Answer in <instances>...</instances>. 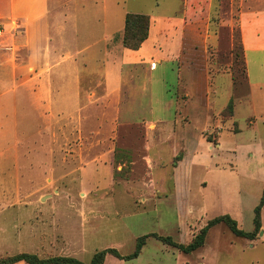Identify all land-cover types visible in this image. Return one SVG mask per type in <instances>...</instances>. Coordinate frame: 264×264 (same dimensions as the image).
I'll list each match as a JSON object with an SVG mask.
<instances>
[{"label": "rangeland", "instance_id": "1", "mask_svg": "<svg viewBox=\"0 0 264 264\" xmlns=\"http://www.w3.org/2000/svg\"><path fill=\"white\" fill-rule=\"evenodd\" d=\"M163 3L162 0H92V9L99 15L102 14L100 9H106L108 25L105 27L93 19L92 28L96 30L91 36L93 40L80 46L87 50L84 47L87 43H94V38L98 41L120 23L123 26V16L128 13L148 16L151 25L155 15H176L182 2L172 0L169 7ZM214 4L216 9L209 18V33L212 37L216 35L213 40L219 41L220 46L232 39L233 49L208 45L209 73L214 75L218 65L224 70L231 68L232 76H235L233 96L236 97L248 88L241 72L244 70L238 32L241 0H214ZM159 23L167 25L165 20ZM122 31L110 35L106 42V52L113 54L115 59L120 56L119 45L123 47ZM249 36L251 41L253 36ZM258 36L261 37V33ZM262 40L264 42V38ZM246 53L250 73L262 74L264 79V67L261 70L255 64L258 55L251 53L250 49ZM96 55L95 62L99 66L105 61L104 48L96 50ZM66 64L60 68H66ZM155 64L153 62L151 67H156ZM179 67L177 56L169 66L158 65L152 72H149V65L127 68L124 69L122 85L127 89L132 85L133 89L142 90L143 82L148 84L147 76L150 75L149 86L152 85L155 101L165 90L175 94ZM94 69L92 66L86 80L89 96L82 95L85 102H81L71 115L63 112L49 114L37 105V109L36 106L31 107L37 102L29 97L27 108H21L19 139L17 144L10 145V152L20 156V183L25 191L11 193L12 204L0 207V258L29 253L40 258L64 256L88 263L94 253L104 249H115L122 256L128 255L133 251L137 238L150 234L171 237L174 242L187 245L209 221L223 215L236 221L241 230L251 231L253 208L260 199L256 191L260 186L264 190V171H260L262 162L259 155L251 159L247 152L242 151L233 159L231 154H221L214 160L220 167L218 174L215 171L204 172L193 161H187L183 167L190 170L187 177L189 198L181 207L175 198L163 199L165 193L158 188L163 187L161 182L164 179L170 182L176 160L169 156L168 146L154 148L155 143L148 154L151 160L148 165L149 162L144 160V126L136 123L125 125V120L135 122L136 118L118 117L114 101H95L92 93L97 96L102 93V81ZM128 69L133 72L131 83L127 79ZM30 88L34 90L35 87L32 84ZM254 92V106L257 114L261 115L264 112V85ZM125 99L129 98L124 96L123 102ZM135 99L139 103L149 98L140 96L138 91ZM167 116L173 117L174 109ZM143 118L145 122L150 121L149 117ZM227 118L228 112L224 111L222 120ZM117 120L124 125L115 128ZM258 125L263 139L264 123ZM214 134L207 138L212 140ZM223 134L227 147H234L237 137L229 134L226 128ZM52 154L53 159L50 157ZM106 154L107 158L101 163L107 165V171L100 172L99 168L94 170L89 166L91 159L101 155L105 158ZM203 156L207 164L213 162L212 153L203 150ZM248 170L249 174L245 176L244 171ZM150 179L157 184L148 185ZM201 179L206 180V186H199ZM262 231L249 241L234 236L224 223H220L207 232L202 247L186 254L149 237L138 258L124 261L107 255L104 264H152L153 261L156 264H178V261L179 264H264ZM167 252L170 255L165 256Z\"/></svg>", "mask_w": 264, "mask_h": 264}, {"label": "crops", "instance_id": "2", "mask_svg": "<svg viewBox=\"0 0 264 264\" xmlns=\"http://www.w3.org/2000/svg\"><path fill=\"white\" fill-rule=\"evenodd\" d=\"M91 1L0 0V207L12 204L11 193L25 191L20 183V156L11 154L10 145L17 144L19 139L22 124L19 113L21 108H27L28 97L37 102L31 107L37 105L49 114L63 112L71 115L81 102H85L81 99L82 95L85 93L89 96L86 80L90 77L92 66L99 73V81H102V93L97 96L91 92L95 101H114L118 117L136 118L135 122L125 120V125L133 126L136 123L144 126V160L149 162L148 165L151 161L148 154L155 143L154 148L168 146L169 156L177 159L173 163L170 182L164 179L161 182L163 187L158 188L165 193L163 199L175 198L181 207L189 198L187 177L190 170L183 167L187 161H193L204 172L215 171L218 174L220 167L214 160L219 155L231 154L235 159L244 151L251 159L259 155L262 162L260 171H264V138L258 125L264 123V112L258 115L253 102L254 90L264 85V79L262 74H251L245 60L246 52L250 49L251 53L258 55L255 64L260 69L264 67V0H241L238 32L245 70L242 80L248 88L236 97L233 96L235 80L231 68L224 70L218 65L214 75L209 73L208 45L230 48V51L233 49L232 39L230 43L220 46L219 41L213 40L216 35L212 37L209 33V18L216 9L214 0H180V11L176 15H155L148 37L141 47L132 51L119 45L120 56L117 59L113 58V54H108L105 48L109 36L123 30L121 23L110 34L102 35L98 41L94 38V43H87V47H84L87 50L80 46L93 40L91 36L96 31L92 28L93 19L105 27L108 25L106 9H100L102 14L99 15L92 9ZM162 1L164 5L171 6L172 0ZM161 20H165L167 25L160 24ZM160 33L163 36H159ZM260 33L261 37L258 36ZM249 34L256 38L252 37L249 41ZM101 48H104L105 61L98 66L95 62L96 50ZM177 56L180 67L176 71L175 94L165 90L154 101L153 88L151 84L149 86L150 75L147 76L148 84L143 82L142 90L133 89L132 85L129 89L123 87L124 69L149 65V72H152L157 70L158 65L169 66ZM231 61L235 62L233 57ZM153 62H156V67H151ZM65 63L66 68H60ZM131 69L126 71L130 83L134 80ZM32 84L34 90L30 88ZM138 91L140 96L149 99L138 103L135 99ZM124 96L129 98L125 102ZM230 101L233 103L232 115L222 120ZM155 102L158 105L155 106ZM171 109H174L173 117L167 116ZM156 112L158 114L154 116ZM144 116L149 117L150 121L145 122ZM140 117L142 119L137 121ZM123 125L120 120L114 123L115 128ZM225 128L229 134L237 137L234 147L228 148L226 145ZM213 132V141L209 142L207 137ZM203 150L212 153V163L207 164ZM107 156L91 159L89 166L94 170L99 168L100 172L107 171V165L101 163ZM50 157L53 159L54 154ZM244 172L248 176L249 170ZM205 181L201 179L199 186H206ZM151 183L154 186L157 184L150 179L148 185ZM262 189L260 186L256 191L257 198L261 197ZM263 208L261 238L264 237ZM167 255L170 253L167 252ZM152 264L156 263L153 261Z\"/></svg>", "mask_w": 264, "mask_h": 264}, {"label": "trees", "instance_id": "3", "mask_svg": "<svg viewBox=\"0 0 264 264\" xmlns=\"http://www.w3.org/2000/svg\"><path fill=\"white\" fill-rule=\"evenodd\" d=\"M149 26L150 19L148 16L141 14H126L124 17V25L121 38L123 47L132 51L138 50L141 47L142 43L148 37ZM241 72L243 76L242 79H244L245 70ZM233 79L235 80V76L233 77ZM232 110L233 103L232 101H230L226 109L224 110L228 112V118L232 115ZM207 140L209 142H212V140H210L209 138H207ZM263 206L264 190L262 191V195L259 199L257 206H255L253 210V229L250 232H245L241 230L240 228H238L236 221H234L228 215H223L209 221L203 228L200 229L199 233L195 235L192 238L191 242L187 245L178 244L174 242L171 237H161L156 234H150L137 238L133 251L125 256L120 255L119 252L115 249H104L94 253L90 261L88 263H84L71 257L54 256L49 258H40L35 254L19 253L16 255L0 258V264H16L20 262L24 264H104L107 255H112L120 260L129 261L138 257L141 249L145 246L146 240L149 237L156 238L161 241L164 245L173 247L178 251L186 254L196 251L197 249L202 247L204 245L207 232L212 227L220 223H224L234 236L252 241L257 237V235L261 231V211Z\"/></svg>", "mask_w": 264, "mask_h": 264}, {"label": "built area", "instance_id": "4", "mask_svg": "<svg viewBox=\"0 0 264 264\" xmlns=\"http://www.w3.org/2000/svg\"><path fill=\"white\" fill-rule=\"evenodd\" d=\"M0 34H1V31H0Z\"/></svg>", "mask_w": 264, "mask_h": 264}]
</instances>
